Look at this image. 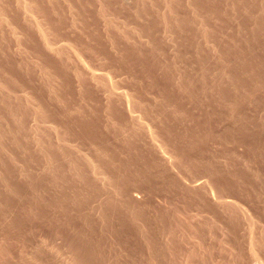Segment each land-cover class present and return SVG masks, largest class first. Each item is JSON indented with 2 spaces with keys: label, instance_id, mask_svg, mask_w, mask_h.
I'll return each instance as SVG.
<instances>
[{
  "label": "rangeland",
  "instance_id": "rangeland-1",
  "mask_svg": "<svg viewBox=\"0 0 264 264\" xmlns=\"http://www.w3.org/2000/svg\"><path fill=\"white\" fill-rule=\"evenodd\" d=\"M243 263L264 0H0V264Z\"/></svg>",
  "mask_w": 264,
  "mask_h": 264
},
{
  "label": "bare ground",
  "instance_id": "bare-ground-1",
  "mask_svg": "<svg viewBox=\"0 0 264 264\" xmlns=\"http://www.w3.org/2000/svg\"><path fill=\"white\" fill-rule=\"evenodd\" d=\"M45 45L47 46V47H49V48H51V43H48V42H45ZM93 73V72H92ZM94 74V73H93ZM96 75H97V73H96ZM99 75V74H98ZM101 76H103V75H101ZM106 77V76H105ZM94 78V77H93ZM127 103H129V102H127ZM195 181H193V183H194ZM192 183V182H191ZM196 183V182H195ZM196 185H197V183H196ZM198 185H199V183H198ZM228 203V202H227ZM230 203V202H229ZM221 206V205H220ZM227 206V205H226ZM253 262H254V260H253ZM244 264V263H243ZM252 264H254V263H252ZM256 264V263H255Z\"/></svg>",
  "mask_w": 264,
  "mask_h": 264
}]
</instances>
